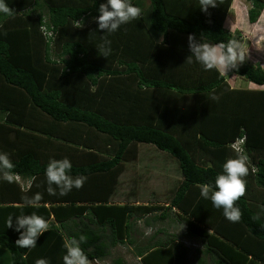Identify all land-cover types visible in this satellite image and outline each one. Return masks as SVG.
<instances>
[{
	"label": "trees",
	"instance_id": "1",
	"mask_svg": "<svg viewBox=\"0 0 264 264\" xmlns=\"http://www.w3.org/2000/svg\"><path fill=\"white\" fill-rule=\"evenodd\" d=\"M246 1L255 24L264 0ZM6 2L15 15L0 18V152L9 154L14 175L0 177V264H63L65 242L81 236L89 264H127L112 256L125 245L135 248L136 264H264V90L227 82L234 75L264 86V68L238 61L221 73L187 59L189 36L242 44L239 31L224 27L233 0H213L207 12L200 0H131L142 16L111 34L94 22L106 0ZM104 40L111 42L107 54ZM140 146L170 157L180 175L162 205L153 192L146 203L131 200L152 159L128 178L129 200L115 202L127 166L142 161ZM237 149L248 156L249 174L235 202L241 220L233 223L200 186L214 183ZM65 157L70 175L87 180L63 195L52 185L50 193L46 166ZM36 194L41 199L27 206L24 198ZM33 212L48 231L35 248H19L7 218ZM140 222L155 230L137 241ZM164 227L201 244L192 262L189 247Z\"/></svg>",
	"mask_w": 264,
	"mask_h": 264
},
{
	"label": "clouds",
	"instance_id": "2",
	"mask_svg": "<svg viewBox=\"0 0 264 264\" xmlns=\"http://www.w3.org/2000/svg\"><path fill=\"white\" fill-rule=\"evenodd\" d=\"M203 12L209 8H214L213 0H200ZM98 15L95 18L97 31L104 33H114L122 25L136 20L142 16V9L135 6L131 0H106L97 9ZM15 15L10 9L6 0H0V18ZM78 28L83 27L84 21H75ZM190 55L187 59L194 58L205 71L216 69L227 73L229 70L238 66V61L244 60L241 43L232 39L227 42L212 44L204 41L203 36L197 40L195 36L188 38ZM110 41L104 40L100 48L107 52ZM238 155L235 158H228L222 165V171L215 176L214 183L203 184L200 186V194L204 199H209L216 209H222L224 217L230 222L241 220V209L235 202L245 194L247 181L245 177L249 174L247 166L248 156L243 149H237ZM13 168V163L6 152H0V177L11 181L13 173L9 170ZM72 169L71 161L65 157L63 159L50 158L45 169V176L49 185L48 191L55 192V185L60 189L61 194H67L73 188L80 189L87 180L86 176L70 175ZM41 199L39 194L29 198L25 197L27 206H35ZM15 218V219H13ZM7 228L13 229L19 234L16 246L19 248H35L37 240L48 231L49 225L45 218L37 213L9 215L6 221ZM84 237L78 241L75 238L67 240L64 244L66 253L63 256V264H89L88 257L84 253L80 244ZM36 264H50L45 258L37 259Z\"/></svg>",
	"mask_w": 264,
	"mask_h": 264
},
{
	"label": "rangeland",
	"instance_id": "3",
	"mask_svg": "<svg viewBox=\"0 0 264 264\" xmlns=\"http://www.w3.org/2000/svg\"><path fill=\"white\" fill-rule=\"evenodd\" d=\"M249 3L246 0H233L232 7L227 15L224 26L230 32L239 31L243 37L242 40V50L244 54V62L256 64L258 63L262 68H264V16H262L259 23L251 24L247 19V9ZM237 86L240 88H246L248 82L239 78ZM140 159L142 161L134 162L127 166V171L123 174L121 178V185L118 188L117 194L115 196L116 203H125L129 200L127 193L131 191V187L128 184L129 177L141 170L146 164L149 163V160L152 159L153 163L149 168V173H144V176H148L147 179L143 180L144 182L140 187H136L137 192L131 198L133 202L146 203L154 198L151 192L156 193L155 196H160L157 200L160 205L164 204L165 191L169 189L171 185H175L177 181L180 180V175L176 169V165L170 157L161 155L158 152H154L149 146H140ZM157 161V162H156ZM152 169V171H150ZM153 196V197H151ZM157 198V197H156ZM166 229V234L176 235L180 237L179 241L184 242L187 247L190 249L189 259L194 260V257L197 254L195 250L202 248L201 244L195 239H185L181 236L182 230L180 228L173 229L170 227H164ZM155 228L146 227L142 222L138 224V232L134 235L135 240H144L147 239L150 235L153 234ZM135 248L133 246H119L112 250V256L123 257L128 264H133L135 258L132 255H135ZM198 255V254H197ZM137 263V262H136ZM104 264H109V260ZM189 264H191L189 262Z\"/></svg>",
	"mask_w": 264,
	"mask_h": 264
},
{
	"label": "crops",
	"instance_id": "4",
	"mask_svg": "<svg viewBox=\"0 0 264 264\" xmlns=\"http://www.w3.org/2000/svg\"><path fill=\"white\" fill-rule=\"evenodd\" d=\"M262 16H264V10H263L261 16L259 17V19H258V21H257L256 23H259V22H260ZM225 21H226V20H225ZM224 27H225V26H224ZM220 72H221V73H224V72H222V71H220ZM238 80H239V78L235 77L234 75H229V76H227V82H228V84H229V86H230L231 88H240L239 86H237V85H238V84H237ZM244 89H247V90H264V86H257V85H255V84H253V83H249V82H248L247 87L244 88ZM135 252H136V250H135ZM135 252H134V253H135ZM132 257L135 258V262H134L133 264H136V262L138 263L139 258H137L135 255H132ZM125 261H126V260H125ZM126 263H127V261H126ZM127 264H128V263H127Z\"/></svg>",
	"mask_w": 264,
	"mask_h": 264
},
{
	"label": "built area",
	"instance_id": "5",
	"mask_svg": "<svg viewBox=\"0 0 264 264\" xmlns=\"http://www.w3.org/2000/svg\"><path fill=\"white\" fill-rule=\"evenodd\" d=\"M42 33L46 38H53L54 34L51 31H47V28L43 26Z\"/></svg>",
	"mask_w": 264,
	"mask_h": 264
}]
</instances>
